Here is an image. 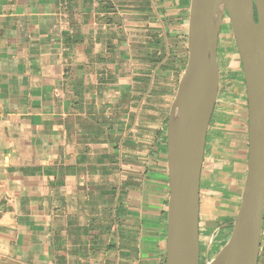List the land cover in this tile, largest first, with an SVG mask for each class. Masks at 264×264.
Masks as SVG:
<instances>
[{
  "label": "crops",
  "instance_id": "0c3cea01",
  "mask_svg": "<svg viewBox=\"0 0 264 264\" xmlns=\"http://www.w3.org/2000/svg\"><path fill=\"white\" fill-rule=\"evenodd\" d=\"M192 4L0 0V264H166L168 119ZM224 25L200 180L201 264L231 236L249 157L243 67ZM194 142L179 145L181 164Z\"/></svg>",
  "mask_w": 264,
  "mask_h": 264
},
{
  "label": "water",
  "instance_id": "95a60500",
  "mask_svg": "<svg viewBox=\"0 0 264 264\" xmlns=\"http://www.w3.org/2000/svg\"><path fill=\"white\" fill-rule=\"evenodd\" d=\"M227 14L247 91L249 157L230 239L210 260L258 264L264 213V0H193L189 59L168 119L171 196L166 264H201V170L219 91L217 48ZM204 68L217 75V87L212 90L202 77ZM189 139L195 142L189 163L184 165L177 159V149Z\"/></svg>",
  "mask_w": 264,
  "mask_h": 264
},
{
  "label": "rangeland",
  "instance_id": "374dc122",
  "mask_svg": "<svg viewBox=\"0 0 264 264\" xmlns=\"http://www.w3.org/2000/svg\"><path fill=\"white\" fill-rule=\"evenodd\" d=\"M224 35L225 36H227V40L225 39L224 40V42L225 43H229V42H231V45H235V39H234V35H233V32H232V26H231V22H230V20H229V17H227L226 16V19H225V25H224ZM228 36H230L231 38L230 39H232V41H229V39H228ZM226 65H228V63L226 64ZM212 202L214 201V200H211ZM212 206H214V204H211V208H212ZM214 221H215V223H214V225H215V227H214V229H213V231L215 230V232H214V234L212 235L213 237V240L215 241L216 239H219V237H221L220 235H219V233H220V230H221V228H219V227H221V225L222 224H224V221L222 220V219H214ZM218 228H219V230H218ZM216 230H218V231H216ZM215 234H217V235H215ZM211 239V238H210ZM209 239V240H210ZM230 239V238H229ZM209 242V241H208ZM211 247H210V258H212V256L214 255V254H212V253H219V251L218 252H216V251H214L213 252V249H212V246H213V243L210 245ZM210 260V259H209ZM205 264V263H204Z\"/></svg>",
  "mask_w": 264,
  "mask_h": 264
},
{
  "label": "bare ground",
  "instance_id": "6f19581e",
  "mask_svg": "<svg viewBox=\"0 0 264 264\" xmlns=\"http://www.w3.org/2000/svg\"><path fill=\"white\" fill-rule=\"evenodd\" d=\"M226 16L229 17L228 14ZM228 57L229 56L225 57L226 62H227ZM202 77H204L205 82L211 86V90L214 89L215 87H217V75L215 74V71H213L211 69L204 68V70L202 72ZM200 110H201V108L199 107L198 111H200ZM220 262H221L220 259H213V260H210L208 262V264H220Z\"/></svg>",
  "mask_w": 264,
  "mask_h": 264
}]
</instances>
